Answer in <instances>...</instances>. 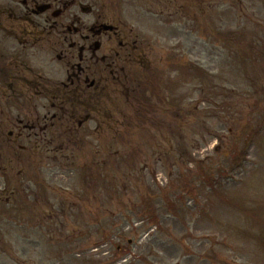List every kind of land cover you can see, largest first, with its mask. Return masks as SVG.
<instances>
[{
    "label": "rangeland",
    "instance_id": "1",
    "mask_svg": "<svg viewBox=\"0 0 264 264\" xmlns=\"http://www.w3.org/2000/svg\"><path fill=\"white\" fill-rule=\"evenodd\" d=\"M109 1L154 55L152 110H183L119 107L114 141L27 151L20 216L0 133V264H264V0Z\"/></svg>",
    "mask_w": 264,
    "mask_h": 264
},
{
    "label": "flooded vegetation",
    "instance_id": "2",
    "mask_svg": "<svg viewBox=\"0 0 264 264\" xmlns=\"http://www.w3.org/2000/svg\"><path fill=\"white\" fill-rule=\"evenodd\" d=\"M111 3L0 0L4 170L12 175L18 169L13 177L22 185L27 184V151L56 157L70 148L73 138L82 137L81 130L93 119L100 120L96 128L114 129L105 118L118 117L119 106L134 108L142 101L138 78L151 70L152 55L143 34L120 13L109 11ZM198 7L195 2L193 8ZM162 8L166 5L158 8L160 15Z\"/></svg>",
    "mask_w": 264,
    "mask_h": 264
}]
</instances>
